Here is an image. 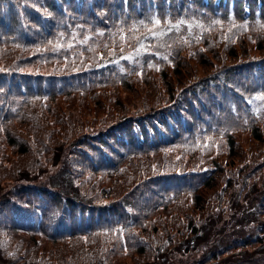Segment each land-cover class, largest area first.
Returning a JSON list of instances; mask_svg holds the SVG:
<instances>
[{"label": "trees", "instance_id": "1", "mask_svg": "<svg viewBox=\"0 0 264 264\" xmlns=\"http://www.w3.org/2000/svg\"><path fill=\"white\" fill-rule=\"evenodd\" d=\"M263 97L264 0H0V264H264Z\"/></svg>", "mask_w": 264, "mask_h": 264}, {"label": "rangeland", "instance_id": "2", "mask_svg": "<svg viewBox=\"0 0 264 264\" xmlns=\"http://www.w3.org/2000/svg\"><path fill=\"white\" fill-rule=\"evenodd\" d=\"M252 111L257 112L258 115L263 112L262 115H264V97L261 100L253 101V105L251 106L250 113ZM86 220L88 221V219H86ZM1 222H4V214H0V223ZM230 223H232V222H230ZM229 228H230V226H227V225L221 226V224H216L214 226H210L208 241L200 240V238L197 242L195 241L193 243V247L195 249H192V251H193L192 256H190L188 254L182 258H179L177 253H176L177 256H174V255L170 256V254L168 256H166L165 255L166 253L163 252L162 256L159 257L158 264H182V260H184V259H185V261H187V263L190 264L193 261H196L197 259H199L200 257H204L205 254L208 253V251L211 252L212 250L218 249L219 246H222L225 244L228 245L230 242H232L234 239H236L235 236L240 237V236L246 235V231L241 230L240 233L232 236L229 239H225L223 237V235L226 234L225 233L226 231L230 230ZM235 228H237V226H235ZM216 229H217V234L212 237V234L215 233ZM231 229H233L232 226H231ZM233 233H231V234H233ZM183 250H184V248L180 249L178 252L181 253V252H183ZM151 261L152 260H150L149 262H151ZM2 264H5L4 259H3Z\"/></svg>", "mask_w": 264, "mask_h": 264}, {"label": "snow or ice", "instance_id": "3", "mask_svg": "<svg viewBox=\"0 0 264 264\" xmlns=\"http://www.w3.org/2000/svg\"><path fill=\"white\" fill-rule=\"evenodd\" d=\"M156 23H159V21L157 20Z\"/></svg>", "mask_w": 264, "mask_h": 264}]
</instances>
